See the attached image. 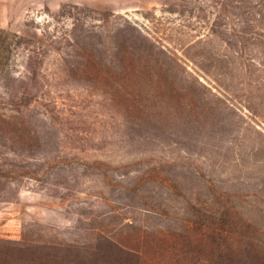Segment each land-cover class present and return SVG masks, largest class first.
I'll use <instances>...</instances> for the list:
<instances>
[{
	"label": "rangeland",
	"instance_id": "374dc122",
	"mask_svg": "<svg viewBox=\"0 0 264 264\" xmlns=\"http://www.w3.org/2000/svg\"><path fill=\"white\" fill-rule=\"evenodd\" d=\"M1 29L0 264L264 248V0H0Z\"/></svg>",
	"mask_w": 264,
	"mask_h": 264
},
{
	"label": "trees",
	"instance_id": "16d2710c",
	"mask_svg": "<svg viewBox=\"0 0 264 264\" xmlns=\"http://www.w3.org/2000/svg\"><path fill=\"white\" fill-rule=\"evenodd\" d=\"M10 34L11 31L7 29L0 30V73L6 70L11 60L12 42L9 39ZM225 226H227L226 221L223 223V228ZM202 233L205 234L203 239L208 243L203 249L217 258L215 264L264 263V248L259 250V246L254 243H250V245L246 243L243 244L244 246L240 244V248L236 249L232 243L221 242L227 239V236L222 235L223 233L214 229H207L205 232L202 230ZM108 242L115 249H79L73 246L70 250L67 248V252L65 249V252L56 251L45 256L34 255L27 258L28 262L22 264H140L139 261L135 260L133 254L124 247L119 246L113 240Z\"/></svg>",
	"mask_w": 264,
	"mask_h": 264
}]
</instances>
